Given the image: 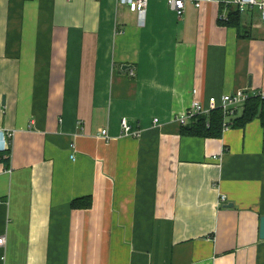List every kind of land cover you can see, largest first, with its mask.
<instances>
[{
  "label": "crops",
  "instance_id": "crops-1",
  "mask_svg": "<svg viewBox=\"0 0 264 264\" xmlns=\"http://www.w3.org/2000/svg\"><path fill=\"white\" fill-rule=\"evenodd\" d=\"M232 7L0 0V264H264L260 119L198 136L177 117L264 92L261 12L237 28Z\"/></svg>",
  "mask_w": 264,
  "mask_h": 264
},
{
  "label": "built area",
  "instance_id": "built-area-1",
  "mask_svg": "<svg viewBox=\"0 0 264 264\" xmlns=\"http://www.w3.org/2000/svg\"><path fill=\"white\" fill-rule=\"evenodd\" d=\"M120 4L132 5L134 6L140 14H143L148 6L149 0H117ZM187 1L192 2L195 6L200 7L202 3L206 0H168L170 7L177 13L178 16H182ZM221 3L232 4L240 9V11H245L251 7H257L261 12V17L264 20V0H213ZM132 72V71H131ZM133 73V72H132ZM196 92V90H194ZM262 95L264 92H251L247 88H237L233 91L223 93L220 98L215 95L209 97L208 105H204L200 100L194 98L187 108V110L178 114V119L187 123L197 114H206L213 109H221L224 114V129L230 128L231 118L237 115L244 106V103L252 95ZM155 122L158 118L154 119ZM82 122H78V126L81 127ZM121 128L123 134L131 135L134 137H140L143 130L141 128L133 127L126 116L121 118ZM104 137H109L108 129L104 128L101 131ZM12 132H6L0 130V151L9 149L10 143L9 138ZM215 157V156H214ZM216 158V157H215ZM220 200L225 201L226 195H221ZM5 242V236H0V245Z\"/></svg>",
  "mask_w": 264,
  "mask_h": 264
},
{
  "label": "trees",
  "instance_id": "trees-1",
  "mask_svg": "<svg viewBox=\"0 0 264 264\" xmlns=\"http://www.w3.org/2000/svg\"><path fill=\"white\" fill-rule=\"evenodd\" d=\"M242 12L238 7H232L228 13L227 24L239 28ZM259 118L264 131V96L252 95L244 103L243 109L231 118L230 127L244 126L247 122ZM224 114L221 109H213L206 114H197L190 123L183 127V133L198 136H220L224 129ZM5 162H9L10 149L2 155ZM86 198H75L72 206L79 207L85 203ZM89 202V200H87Z\"/></svg>",
  "mask_w": 264,
  "mask_h": 264
},
{
  "label": "water",
  "instance_id": "water-1",
  "mask_svg": "<svg viewBox=\"0 0 264 264\" xmlns=\"http://www.w3.org/2000/svg\"><path fill=\"white\" fill-rule=\"evenodd\" d=\"M226 205H233V203H228ZM260 236L263 238L264 237V216L261 217V224H260Z\"/></svg>",
  "mask_w": 264,
  "mask_h": 264
}]
</instances>
